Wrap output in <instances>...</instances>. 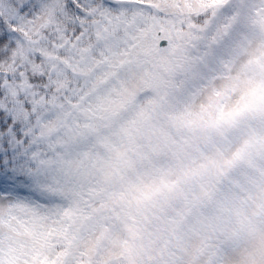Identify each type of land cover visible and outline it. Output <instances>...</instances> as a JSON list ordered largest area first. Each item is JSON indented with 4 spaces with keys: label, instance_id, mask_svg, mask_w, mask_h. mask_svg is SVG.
<instances>
[{
    "label": "snow or ice",
    "instance_id": "1",
    "mask_svg": "<svg viewBox=\"0 0 264 264\" xmlns=\"http://www.w3.org/2000/svg\"><path fill=\"white\" fill-rule=\"evenodd\" d=\"M0 264H264V0H0Z\"/></svg>",
    "mask_w": 264,
    "mask_h": 264
}]
</instances>
